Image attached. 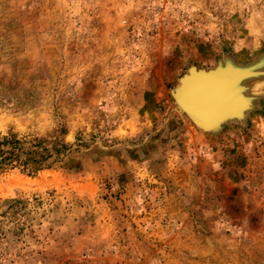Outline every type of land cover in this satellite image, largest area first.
Listing matches in <instances>:
<instances>
[{"label": "rangeland", "instance_id": "1", "mask_svg": "<svg viewBox=\"0 0 264 264\" xmlns=\"http://www.w3.org/2000/svg\"><path fill=\"white\" fill-rule=\"evenodd\" d=\"M225 67L203 131L171 93ZM262 68L264 0H0V264H264Z\"/></svg>", "mask_w": 264, "mask_h": 264}, {"label": "water", "instance_id": "2", "mask_svg": "<svg viewBox=\"0 0 264 264\" xmlns=\"http://www.w3.org/2000/svg\"><path fill=\"white\" fill-rule=\"evenodd\" d=\"M227 71L226 68L209 71L190 69L171 93L178 109L203 131L213 130L225 120L240 117V112L233 114L230 101L236 100L239 88L235 86L232 72ZM234 73H239L240 79L249 77L247 70Z\"/></svg>", "mask_w": 264, "mask_h": 264}, {"label": "bare ground", "instance_id": "3", "mask_svg": "<svg viewBox=\"0 0 264 264\" xmlns=\"http://www.w3.org/2000/svg\"><path fill=\"white\" fill-rule=\"evenodd\" d=\"M226 69L228 70V68H226ZM227 72H229V70ZM231 72H232V75H233L235 86L239 88V91L235 94L236 95V100H234V99L230 100L232 102V104H233V106H232V109H234V110H232L234 112L233 114H237V113L241 112V110H243L245 108V106H246L247 99H248L247 98L248 97V94H247L248 89H246L247 86L245 84L244 85L241 84L242 79H245L246 77L240 79L239 78V73H234L233 74V70H231ZM239 72L241 73V72H244V71L241 70ZM247 73H248V75L250 77L251 71L247 70ZM260 73H261L262 77L264 78V68L261 69ZM242 88H245V89L242 90L243 92L240 90ZM238 99H241V101L238 104H236Z\"/></svg>", "mask_w": 264, "mask_h": 264}]
</instances>
